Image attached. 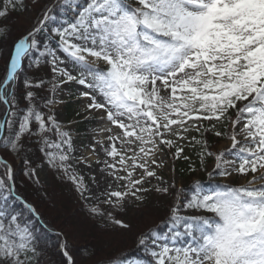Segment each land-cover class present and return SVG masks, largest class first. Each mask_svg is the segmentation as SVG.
<instances>
[{"label": "snow or ice", "instance_id": "snow-or-ice-1", "mask_svg": "<svg viewBox=\"0 0 264 264\" xmlns=\"http://www.w3.org/2000/svg\"><path fill=\"white\" fill-rule=\"evenodd\" d=\"M30 3L39 13L28 30L13 36L0 23V149L19 155L26 139L37 138L46 163L86 201L99 197L71 161L100 168L106 184L100 196L113 207L123 208L128 197L142 201L140 193L149 191L172 197L164 219L138 235L137 254L95 264H264V0ZM18 8L28 4L5 0L0 21ZM42 67L50 78L27 74ZM68 83L88 101L85 118L97 113L108 123L92 146L94 160L73 155L72 133L52 111ZM45 84L47 97L38 95ZM209 133L230 143L213 151ZM187 146H199V168L190 164L189 171L208 179L176 188L158 170L165 150L173 160H190ZM23 163L24 175L35 178L31 161ZM0 169V264H40L43 250L23 210L37 220L41 214L17 189L2 156ZM234 176L242 182L233 184ZM153 178L157 184L144 187ZM85 207L130 227L96 204ZM56 235L63 264H76Z\"/></svg>", "mask_w": 264, "mask_h": 264}, {"label": "rangeland", "instance_id": "rangeland-1", "mask_svg": "<svg viewBox=\"0 0 264 264\" xmlns=\"http://www.w3.org/2000/svg\"><path fill=\"white\" fill-rule=\"evenodd\" d=\"M46 2L47 0H40L41 5ZM4 3L5 0H3V7ZM25 3L28 4V10L21 11V13L16 15L14 13L9 14L6 17V22L7 24H10L13 36H17L28 30L38 16L39 8L34 7L30 3V0H25ZM101 66L103 67V65ZM3 71L4 64L3 61H0V73H3ZM27 74L29 76H44L46 79L50 78V73L48 72L47 67H42L39 73L29 71ZM48 89L49 85L45 84L43 88L38 91V95L45 97L49 96L50 93ZM81 90L80 86L75 83L64 85L56 93V99L62 102L56 104L52 111L55 114L56 119L64 126L65 130H69L72 133L73 146L75 148L73 155L77 157L83 155L94 160L95 158L91 156L92 146L96 140L104 138V135L106 134L101 133L100 129L107 127L108 123L106 121L101 122L99 120V114L97 113H92L91 118L89 119L85 118L87 114L84 113L83 109L88 101L86 99L78 98V93ZM42 110L44 112L48 111L46 108H42ZM51 135L53 136V140H55L56 137L54 133ZM192 135H196V133L193 132ZM207 139L213 145V151L227 146L230 143L224 138H210L208 137V134ZM194 151H199V146H187L185 147L184 155H191ZM0 156L12 165L15 173L17 189L34 205V207H36L44 221L42 223L41 219L37 220L35 217L31 218L25 213L30 219L31 224H38L37 226L40 225L41 232L44 229L45 233L42 235L47 238H51V240L53 237L56 238L55 240L58 242L55 247V252H58L59 254H61L58 250V244L60 241L58 240L56 233L61 234L60 240L66 241L68 247H70V252L74 254V249H76L80 243V239H82L81 235L85 232V227H87V225L92 226L93 224L100 228L98 229L99 236L103 238L99 240L100 242H104V239L112 238V240H115V246H117V248L130 250L132 246L136 244L138 239L136 238L135 233L149 227L152 228L156 225L167 215L169 206L172 203V197L162 196L154 191L140 193V195L144 197L142 201H137L133 197H128L124 202L123 208L113 207L110 204L103 203L105 197H101L100 192L105 190L106 184L104 179L100 176V168L97 167L95 163H93L92 168L89 169L85 165H77L75 164V161H71L77 171L84 176L85 183L88 186L90 193L94 197H99V199L86 201L81 194L76 191L73 183L65 177L62 171L54 169L46 163L45 157H43L38 163L31 165V168H34L36 171V177L30 179L24 175L25 166H21L17 155L10 154L9 152L0 149ZM100 157L101 159H104V156L100 155ZM164 159L165 165L162 169L158 170V174L167 181L171 182L174 180L176 188L187 187L197 179L202 181H207L208 179L204 172L196 171L188 180L184 181L176 172V160H173L171 153L167 150H165ZM206 163L210 170L213 161L209 159ZM0 173H2V169H0ZM93 177L99 180V188L93 183ZM220 179V177L216 178L217 181ZM231 182L236 184L241 183L242 181L238 176H234ZM156 184L157 181L153 178L150 183L145 184L144 187L151 188ZM31 186L35 188V190L32 191ZM113 187L115 188V185H113ZM36 192L40 194V198L35 195ZM88 194L89 193H85V195ZM36 197L40 202L36 200ZM167 199L170 201L168 206L165 204ZM86 203L96 204L104 213L111 212L113 217L124 221L129 224L130 227L127 229L120 228L111 223L106 215L103 217L91 215L88 208L85 207ZM200 214L211 215L210 213ZM33 219H36V224ZM47 231L48 234L54 236H49L46 233ZM72 247H74V249ZM100 247L102 248V246ZM40 264H46L44 253H41Z\"/></svg>", "mask_w": 264, "mask_h": 264}, {"label": "trees", "instance_id": "trees-1", "mask_svg": "<svg viewBox=\"0 0 264 264\" xmlns=\"http://www.w3.org/2000/svg\"><path fill=\"white\" fill-rule=\"evenodd\" d=\"M0 9H3V0H0ZM21 11L22 10H19V8L16 11H12L11 9H9V14L14 13L16 15V14L21 13ZM6 19L7 18L0 21V23L7 24ZM7 25L10 26V24H7ZM52 137L53 136L51 135V138ZM208 137L212 138L214 136L211 133H209ZM24 143H25L24 150L19 155H17V157L20 160L21 166H25L23 163L24 159H29L31 161V165L38 163L40 160L43 159L44 154L40 151V145L37 141V138L33 137L31 140L26 139ZM197 152L198 151H194V152H192L191 155H187L190 157V160H188V161H186L182 158L176 159V172H177L178 176L184 181L188 180L194 174V172L189 171V165L190 164L194 168L199 167L200 161H199V158L197 156ZM31 185H32V183H31ZM187 187H184V188H187ZM31 189H32V191L35 190V188H33L32 186H31ZM35 195L38 198H40V194L38 192H36ZM37 197H36V200H38V202H40V200L37 199ZM169 203H170V201L167 199L165 201V204L168 206ZM23 213H24L23 218L30 221L28 216L25 214V213H27L30 216V214L27 212V210H23ZM31 218H33V217H31ZM40 219H41V222L43 223L44 222L43 219L42 218H40ZM33 221L35 222V224L37 223L36 219H33ZM37 225L38 224L35 225L36 226L35 227V234L38 238V246L43 250L42 253H44V255H45L47 264H63L62 255L59 254L58 252L57 253L55 252V247H56L58 241L55 240L56 238L53 237L54 235L48 234V231L46 233L49 236L53 237L52 240H51V238H47L46 236L42 235V234H45L44 229L41 232V228L39 227L40 225L39 226H37ZM149 228H151V227H149ZM149 228H146L142 231H138L137 233H135L136 238H138V235L141 232H144ZM98 229H100V228L94 224L92 226L87 225V227H85V232L83 233V235H81L82 239H80V243L78 244L77 248L74 249V247H72L74 249V254H72L70 252V247H68L70 255L72 254L76 264H95L96 261H101V260L106 261L109 257H114L117 254H121V253H127L128 255L137 254L135 251L137 242L135 245L132 246V248L130 250H128V249L122 250L120 248H117V246H115V240H112V238L104 239V242L103 241L100 242L99 240H101L103 238L101 236H99V230ZM100 246H102V248Z\"/></svg>", "mask_w": 264, "mask_h": 264}, {"label": "bare ground", "instance_id": "bare-ground-1", "mask_svg": "<svg viewBox=\"0 0 264 264\" xmlns=\"http://www.w3.org/2000/svg\"><path fill=\"white\" fill-rule=\"evenodd\" d=\"M100 155H101V156H104L103 152H100ZM98 181H99V180H98Z\"/></svg>", "mask_w": 264, "mask_h": 264}]
</instances>
